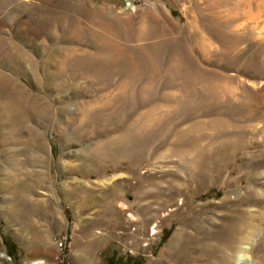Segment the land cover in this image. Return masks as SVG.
<instances>
[{"label":"rangeland","instance_id":"obj_1","mask_svg":"<svg viewBox=\"0 0 264 264\" xmlns=\"http://www.w3.org/2000/svg\"><path fill=\"white\" fill-rule=\"evenodd\" d=\"M239 227L264 264V0H0V264H221Z\"/></svg>","mask_w":264,"mask_h":264},{"label":"bare ground","instance_id":"obj_2","mask_svg":"<svg viewBox=\"0 0 264 264\" xmlns=\"http://www.w3.org/2000/svg\"><path fill=\"white\" fill-rule=\"evenodd\" d=\"M243 228L244 227H239L237 231L233 234V237L228 239L227 243L229 244L226 246L225 249H223L221 264H230L229 259H232L235 256V254H237L236 258L238 260L243 259V256L239 253L240 248L237 246V244H239L240 242L242 243L244 241H248L250 237L252 236V234L254 233L252 230H250L251 232L248 231V233L245 236V234L243 235L244 233ZM242 236H243V239H242Z\"/></svg>","mask_w":264,"mask_h":264},{"label":"trees","instance_id":"obj_3","mask_svg":"<svg viewBox=\"0 0 264 264\" xmlns=\"http://www.w3.org/2000/svg\"><path fill=\"white\" fill-rule=\"evenodd\" d=\"M62 252L59 255L60 263L61 264H69L68 259L66 257V248L64 245H61Z\"/></svg>","mask_w":264,"mask_h":264}]
</instances>
